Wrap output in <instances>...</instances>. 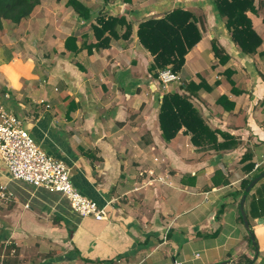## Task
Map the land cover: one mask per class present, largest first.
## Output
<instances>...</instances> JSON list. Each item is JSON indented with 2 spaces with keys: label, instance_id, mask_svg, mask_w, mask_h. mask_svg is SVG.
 Listing matches in <instances>:
<instances>
[{
  "label": "crops",
  "instance_id": "obj_1",
  "mask_svg": "<svg viewBox=\"0 0 264 264\" xmlns=\"http://www.w3.org/2000/svg\"><path fill=\"white\" fill-rule=\"evenodd\" d=\"M68 1L42 0L3 31L0 104L67 163L83 194L108 205V219L82 216L61 193L12 179L0 157V184L11 193L0 197V264H264V177L244 204L256 246L239 208L243 180L264 171V0L248 12L262 38L253 55L234 44L212 0H123L118 15L106 10L115 0H78L88 18ZM176 8L195 14L201 39L163 89L137 28ZM111 15H124L131 35L97 49L93 25ZM190 81L201 84L191 102L210 127L236 137L234 148L201 151L184 129L162 137L161 99ZM215 174L227 183L214 185Z\"/></svg>",
  "mask_w": 264,
  "mask_h": 264
},
{
  "label": "trees",
  "instance_id": "obj_2",
  "mask_svg": "<svg viewBox=\"0 0 264 264\" xmlns=\"http://www.w3.org/2000/svg\"><path fill=\"white\" fill-rule=\"evenodd\" d=\"M41 1L0 0V30H3L5 21L19 24L23 19L31 16ZM212 2L217 14L222 19H226L225 23L231 32L234 44L243 54H255L262 43L261 36L254 29L252 20L248 16V12L256 11L255 0H212ZM68 3L73 5L79 16L90 17L89 9L78 0H69ZM93 29L97 39L93 45L97 49L108 47L112 39L128 38L132 32V26L124 15L101 16L97 24L93 25ZM137 35L141 44L153 56L149 70L154 77H158L159 71L167 67L177 74L180 73L187 53L201 39L195 14L184 8H176L162 18H148L141 21ZM73 40L75 37L69 36L66 43ZM74 51H79V48L75 47ZM218 53L219 49L216 48L215 54ZM200 86L201 84L197 85L190 81L181 85L183 92L169 91L163 95L158 114L162 137L170 141L181 129H184L190 134L193 145L201 151L213 150L221 153L234 148L236 137L210 127L191 102V92ZM218 134L224 138L223 141L218 140ZM243 158H246V155ZM253 165L246 164L245 169L250 170ZM259 173L255 172L243 180V189ZM216 174L213 177L214 185L227 183V180H218ZM256 243L255 240L253 246H256Z\"/></svg>",
  "mask_w": 264,
  "mask_h": 264
},
{
  "label": "built area",
  "instance_id": "obj_3",
  "mask_svg": "<svg viewBox=\"0 0 264 264\" xmlns=\"http://www.w3.org/2000/svg\"><path fill=\"white\" fill-rule=\"evenodd\" d=\"M178 78V74L170 67L158 73V80L163 89H167ZM0 157L12 179L61 193L82 216L108 219V205H101L83 194L73 183L67 163L52 156L38 144L16 114L3 104H0ZM258 166L259 164L256 165ZM150 175L151 180L170 184L166 176H153V173ZM0 197H11L5 184H0ZM173 264L181 262L174 261Z\"/></svg>",
  "mask_w": 264,
  "mask_h": 264
},
{
  "label": "water",
  "instance_id": "obj_4",
  "mask_svg": "<svg viewBox=\"0 0 264 264\" xmlns=\"http://www.w3.org/2000/svg\"><path fill=\"white\" fill-rule=\"evenodd\" d=\"M122 6H123V0H115V2L113 4H109L107 3L106 5V10L108 11H112L115 15H118L119 13H121V10H122ZM264 177V171L260 172L258 175H256L249 183L248 185L246 186V188L244 189L243 191V194H242V198L240 200V204H239V208H240V213H241V216H242V219H243V222H244V225L245 227L247 228L248 232H249V235H250V238L252 240V242H255V236H254V233L250 227V223H249V220H248V217H247V214H246V211H245V208H244V204H245V200H246V197L249 193V191L251 190V188L259 181L261 180L262 178ZM224 262H221V263H217V264H222Z\"/></svg>",
  "mask_w": 264,
  "mask_h": 264
},
{
  "label": "rangeland",
  "instance_id": "obj_5",
  "mask_svg": "<svg viewBox=\"0 0 264 264\" xmlns=\"http://www.w3.org/2000/svg\"><path fill=\"white\" fill-rule=\"evenodd\" d=\"M15 26L16 25L13 24V23H11V22H8V21H5L4 22V28H3V30L0 31V46H2V43H3V39L1 37V35L4 34V32H6V31L8 32V31L12 30ZM0 51H2L1 47H0ZM11 71H14V69H12ZM11 71L8 72V75H12V72Z\"/></svg>",
  "mask_w": 264,
  "mask_h": 264
}]
</instances>
